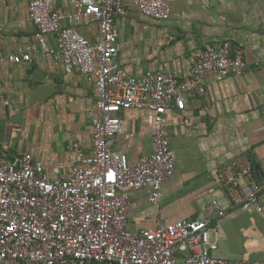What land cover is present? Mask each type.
Here are the masks:
<instances>
[{
  "label": "built area",
  "instance_id": "2783aa9c",
  "mask_svg": "<svg viewBox=\"0 0 264 264\" xmlns=\"http://www.w3.org/2000/svg\"><path fill=\"white\" fill-rule=\"evenodd\" d=\"M128 3L156 21L170 16L171 0ZM72 7L71 13L62 14L54 9V0L30 1L33 39L5 60L18 65L30 62L34 54L50 56L66 75L80 74L93 83L92 154L77 152L50 178L30 154L10 158L0 148V264H247L211 255L217 244L210 234L220 220L236 210L264 213V178L253 181L250 166L238 160L217 175L228 207L211 197L192 220L158 221L136 233L127 230L131 194L147 189L149 203L156 205L163 183L174 174L167 112L184 111L186 96H203L210 76H242V47L227 40L205 44L182 80L153 72L136 77L117 63L115 22L125 16L123 1L72 0ZM87 23L96 25V39L78 31ZM131 109L146 112L152 138L151 152L133 165L126 149L114 148L124 132L120 113Z\"/></svg>",
  "mask_w": 264,
  "mask_h": 264
},
{
  "label": "crops",
  "instance_id": "0c3cea01",
  "mask_svg": "<svg viewBox=\"0 0 264 264\" xmlns=\"http://www.w3.org/2000/svg\"><path fill=\"white\" fill-rule=\"evenodd\" d=\"M32 0H0V148L10 158L30 154L55 177L57 166L69 165L75 154H92L91 122L97 100L94 85L80 74L66 75L50 56L34 54L28 63L5 58L33 39L28 17ZM125 16L115 22L117 63L132 76L148 72L187 77L197 51L207 43L230 41L241 46L246 69L242 76L216 80L210 76L203 96H186L185 110L166 114L173 176L162 185L153 205L147 189L131 194L127 230L136 233L194 219L209 198L228 207L218 171L239 161H253L264 176V0H171L165 21L144 17L128 0ZM62 14L72 0H54ZM78 31L97 38L94 23ZM54 46V39L48 37ZM124 132L114 148L127 150L129 165L151 152L146 112L120 113ZM242 183V180H240ZM215 258L264 264V213L233 211L211 231Z\"/></svg>",
  "mask_w": 264,
  "mask_h": 264
},
{
  "label": "trees",
  "instance_id": "16d2710c",
  "mask_svg": "<svg viewBox=\"0 0 264 264\" xmlns=\"http://www.w3.org/2000/svg\"><path fill=\"white\" fill-rule=\"evenodd\" d=\"M250 174L251 179L255 182H260L264 178V176H262L261 173L258 172V167L253 161L251 162Z\"/></svg>",
  "mask_w": 264,
  "mask_h": 264
}]
</instances>
